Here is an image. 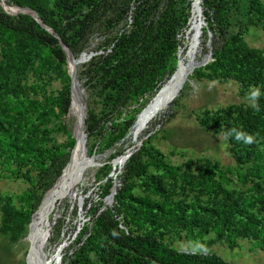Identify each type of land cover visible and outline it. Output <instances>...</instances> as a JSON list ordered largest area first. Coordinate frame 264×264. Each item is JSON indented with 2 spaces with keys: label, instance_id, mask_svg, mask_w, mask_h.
Returning a JSON list of instances; mask_svg holds the SVG:
<instances>
[{
  "label": "trees",
  "instance_id": "16d2710c",
  "mask_svg": "<svg viewBox=\"0 0 264 264\" xmlns=\"http://www.w3.org/2000/svg\"><path fill=\"white\" fill-rule=\"evenodd\" d=\"M4 1L7 12L28 8L52 31L0 5V171L22 175L30 187L21 207L0 195V236L17 243L75 143L65 123L71 82L60 42L74 58L95 53L77 79L91 90L84 120L87 155L102 154L125 141L140 111L174 73L179 50L185 52L192 1ZM200 5L206 26L198 59L212 57L188 78L233 83L249 103L205 109L197 122L202 132L222 136L236 177L251 187L243 194L226 188L229 183L209 159L196 167L191 161L171 165L149 136L128 157L116 152L97 169L99 193L93 203L85 201L84 208L92 207L89 220L65 250L63 264H234L209 251H181L165 243L181 235L193 245L209 234L230 245L236 239L264 245V48L247 42L254 30L264 32V1L200 0ZM94 38L100 42L91 48ZM54 82L56 91L49 89ZM253 88L261 91L258 110L247 98ZM173 105L180 107V100L168 107ZM56 133L66 142L55 144ZM237 134L253 142L237 140ZM119 154L126 159L115 166L124 165L114 178ZM111 195L112 206L105 208Z\"/></svg>",
  "mask_w": 264,
  "mask_h": 264
},
{
  "label": "rangeland",
  "instance_id": "374dc122",
  "mask_svg": "<svg viewBox=\"0 0 264 264\" xmlns=\"http://www.w3.org/2000/svg\"><path fill=\"white\" fill-rule=\"evenodd\" d=\"M10 8L13 13H17L16 9L14 10L13 7ZM5 9H8L7 6H5ZM191 18L190 10L189 23L191 22ZM201 18L203 21L201 28L202 31L206 24L202 16ZM189 27L190 24L184 35L185 51L187 49V33ZM201 31L199 35L197 56L202 54ZM99 42L100 40L94 38L91 48H95ZM247 42L251 47L264 48V32L254 30L247 38ZM182 51L183 49L179 50V58L181 55L183 57L185 54ZM100 53L102 52L99 51L96 54ZM89 55L90 60L95 53L90 52ZM205 55H203L202 58ZM89 60L82 65L75 66L72 70L81 93L80 114L84 117L85 108L83 98L86 102V99L91 94V90L88 86H85V79H77V75L83 70V67L89 63ZM210 60L211 59H208V62ZM49 89L52 91L58 90V83H52L49 86ZM179 94L174 100H180V107H176L175 105L168 107L169 104L165 110L161 112L162 114L159 113L161 115L158 114L159 116L157 115L158 117L156 116L148 124L147 128L140 134L136 141L132 140V132H130L125 138V141L123 140L119 143L115 149L106 150L102 154L93 153L96 158L97 166L85 173L84 180L80 185L73 187L76 195L73 198L70 197L58 201L55 206L56 209L50 214V236L44 248L46 255L50 256L56 253L63 245L58 264L64 263L63 258L66 253L65 250L71 247L77 234L82 231L84 223L89 220L88 212L92 207L84 208L85 201L88 200L93 203L96 200V195L99 193L100 182H97L96 180L97 169L104 161L110 159L116 152L121 151L122 154L127 153L128 155L126 157H128L133 151L141 146L142 140L149 136L152 137L151 143L155 146L156 150L162 153L171 165L180 166L187 161H191L196 167L202 165V161L209 159L217 164L226 181L229 183L228 185H225L226 188L237 189L243 194L251 187L249 181H245L243 184L236 177L234 169L235 162L228 153L226 143L223 141L222 136L220 134H206L202 132L197 122L200 113L205 109L213 111L230 104H237L240 102L249 103L239 96L236 85L233 83L220 84L206 80L188 78L186 88L182 89ZM74 122V119L71 118L68 113L65 117V123L71 137ZM84 130L85 128L83 126L82 131L84 132ZM53 136H55V144H62L67 140L65 135H58L56 133L53 134ZM122 154H119L116 157L117 160L115 161L114 166L113 161L115 158L111 161L113 170H116L114 178L120 174L124 166L115 168V166H118L125 161L126 157H121ZM29 188V184L22 175L20 178H14L10 177L8 172L0 171V195L10 197L15 206L21 207L23 203L26 202V194L28 193ZM252 194H255V191L248 195ZM39 204L34 211L33 218L36 215ZM104 206L105 208L111 207L112 198H106L104 200ZM202 240L204 242H198L193 245L184 237V235H181V238L179 239L175 236L167 237L165 243L181 251H209L217 254L223 260L234 264H264V245H257L253 241L247 239H236L235 244L230 245L225 241H216L212 234L202 237ZM27 251L28 241L26 240V236L17 243H10L6 237L0 236V264H25Z\"/></svg>",
  "mask_w": 264,
  "mask_h": 264
},
{
  "label": "bare ground",
  "instance_id": "6f19581e",
  "mask_svg": "<svg viewBox=\"0 0 264 264\" xmlns=\"http://www.w3.org/2000/svg\"><path fill=\"white\" fill-rule=\"evenodd\" d=\"M191 26L187 33V49L183 57L179 58V65L174 73L161 86L151 100L138 114L132 130V140L136 141L140 134L147 128L148 124L178 96L181 89L193 74L199 63L197 50L199 45V35L203 25L201 18L200 0H191ZM19 10H16L18 12ZM20 11H25L21 9ZM90 58L89 53H82L77 58L69 57L68 70L72 72L75 66L82 65ZM72 100L69 109V116L74 119L73 135L76 139V146L68 164L57 181L44 193L36 215L28 225L26 240L28 241V251L25 264H58L63 245L52 255H46L44 248L50 236V214L56 209L58 201L74 197L76 194L74 186L80 185L85 173L97 166L96 158H89L87 151L83 150L82 130L84 116L81 111V93L77 81L73 74ZM73 138V137H72ZM132 144V143H131ZM94 156V155H93ZM86 180V179H85Z\"/></svg>",
  "mask_w": 264,
  "mask_h": 264
},
{
  "label": "water",
  "instance_id": "95a60500",
  "mask_svg": "<svg viewBox=\"0 0 264 264\" xmlns=\"http://www.w3.org/2000/svg\"><path fill=\"white\" fill-rule=\"evenodd\" d=\"M4 4L7 6V4L5 3V1L4 0H0V5H1V7H2V9L5 11V12H7L6 11V9H5V6H4ZM14 7V6H13ZM15 8H18L19 9V11L17 12V13H9V12H7L8 14H10V15H16V14H28V15H30L31 17H33L42 27H44L46 30H48L50 33H52V31L49 29V28H47V27H45L44 25H43V23L40 21V19L38 18V16H37V14L34 12V11H32V10H30V9H28V8H20V7H15ZM21 9H23V10H25V11H20ZM58 38V37H57ZM60 45L62 46V48H63V50L65 51V54H66V60H67V63H68V59H69V57H73L72 56V54L69 52V50L67 49V47L62 43V42H60ZM178 57H179V54H178ZM211 57H212V55H211V53H209V54H207V55H205L202 59V61L199 63V65L197 66V68H199V67H202V66H204L207 62H208V59H211ZM179 65V60L177 61V65L176 66H178ZM68 74H69V77H70V82H71V85H70V96H71V100H72V81H73V74L71 73V72H69V70H68ZM83 104H84V108H85V110H84V114H85V116H86V113H87V105H86V102H85V100H84V98H83ZM84 120H85V117H84V119H83V126H85L84 124ZM72 137H73V139L75 140V143H74V146H73V148H72V150H71V152H70V155H69V161H70V159H71V156H72V152H73V150H74V148H75V146H76V139H75V137H74V135H73V133H72ZM82 144H83V150L84 151H87V149H86V141H87V139H86V134H85V131L84 132H82ZM94 156H89V158H93ZM68 161V162H69ZM68 164V163H67ZM112 196L113 195H111L109 198H112Z\"/></svg>",
  "mask_w": 264,
  "mask_h": 264
},
{
  "label": "clouds",
  "instance_id": "9594fccd",
  "mask_svg": "<svg viewBox=\"0 0 264 264\" xmlns=\"http://www.w3.org/2000/svg\"><path fill=\"white\" fill-rule=\"evenodd\" d=\"M260 96H261V91L259 88L251 89L247 96V98L252 101V106L255 110H258L256 101ZM235 138L237 140L243 139V142L246 144H251L253 142V138L251 136H242L241 134H237Z\"/></svg>",
  "mask_w": 264,
  "mask_h": 264
}]
</instances>
